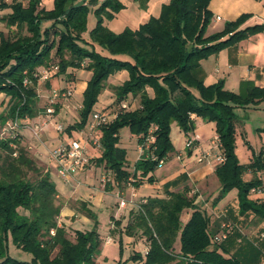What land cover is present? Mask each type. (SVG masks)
Masks as SVG:
<instances>
[{
    "label": "trees",
    "instance_id": "16d2710c",
    "mask_svg": "<svg viewBox=\"0 0 264 264\" xmlns=\"http://www.w3.org/2000/svg\"><path fill=\"white\" fill-rule=\"evenodd\" d=\"M137 1L141 8L148 2ZM209 2L170 0L161 6L157 17H150L137 29L125 28L114 33L103 22L123 8L119 0H53L51 9L40 6L39 0H28L27 4L0 0V8L10 9L1 19L15 30L11 35L0 32V94L8 98L7 111L1 117L3 122L39 114L38 80L34 76L39 68L56 65L57 71L49 78L64 75L68 79V68L83 67L91 76L82 92L78 119L64 127L65 133L71 135L85 127L109 75L125 70L127 79L113 87V92L117 107L124 102L126 108L119 107L116 118L96 130L100 155L91 160L104 173L109 172L113 180L105 183L104 189L109 190L114 183L123 189L129 178L134 186L143 181L153 182L150 173L158 167V160H166L174 150L171 124L176 122L187 135L194 129L191 118L194 114L214 123L224 158L214 169L220 184L214 203L236 189L239 214H252L264 220V199L249 196L251 188L262 186L261 180L243 179L245 172L262 168L260 156L241 164L235 154L236 108L263 101L264 86L251 85L244 92H234L224 88L223 80L205 85L200 74V60L264 32V24L241 28L248 17L242 14L226 22L220 31L206 34L212 17ZM89 11L95 16V24L84 37ZM44 21L49 24L41 30ZM24 79L29 80L28 85H24ZM129 96L138 97L137 107L129 109ZM59 108V104H53L54 112ZM124 126L135 135L139 145H144L149 133L155 137L135 162L132 172L125 169L126 151L118 144V132ZM21 138L20 133L12 130L6 137H0V264H95L102 240L94 213L85 209L86 215L94 220L90 230H68L58 223L62 201L55 184L49 172L29 156ZM147 154L154 158L146 157ZM184 209L192 212L182 223L180 215ZM217 230L195 204L194 195H188L187 188L166 192L164 197H147L130 211L124 226L126 235L140 232L148 243L145 253L131 256L139 264L258 263L264 252L263 244L250 243L243 256L229 250L228 241L233 235L213 242ZM9 244L30 253V260L13 258Z\"/></svg>",
    "mask_w": 264,
    "mask_h": 264
},
{
    "label": "crops",
    "instance_id": "0c3cea01",
    "mask_svg": "<svg viewBox=\"0 0 264 264\" xmlns=\"http://www.w3.org/2000/svg\"><path fill=\"white\" fill-rule=\"evenodd\" d=\"M119 1L123 4V8L113 18L105 19L103 22L114 33H119L125 28L137 29L150 17H157L161 6L170 0H148L145 8H141L137 0ZM44 4L46 9H51L53 7V0H44ZM208 8L211 11L212 17L206 29V34L220 31L226 22L234 20L242 14H248V17L240 26L241 28L254 24H264V0H210ZM200 66V74L205 85H211L219 80H223L224 88L234 92H244L251 85L264 86V32L250 35L237 44L223 48L218 53L200 60ZM66 73L70 75L68 79L64 75H59L51 79L49 78L50 81L46 83L48 87L45 91H48V93H52L50 87L54 82H56V88L53 90H60L69 86L73 89L70 97H63L60 108L53 118L50 115L47 116L50 122L41 127L39 133L40 140L42 146L47 148L49 152L63 140L62 134H59L55 130V119L70 120L72 118L70 124L77 120V116L71 115L70 111H68L69 105L67 103L74 100L78 103L75 106L76 109L80 108L82 92L91 76V72L83 67L68 68ZM127 76L128 73L125 70L110 74L106 80L104 89L98 95L93 110L115 108L117 105L114 103L115 95L113 87L120 85L127 79ZM39 82L37 85H39ZM36 91L39 97L42 96L40 89L37 90L36 88ZM147 92L152 95L150 88H147ZM2 96L5 97L3 94ZM5 100L6 103L4 105L7 104L8 98L5 97ZM127 100L129 109L139 105L138 97L129 96ZM261 102L249 107H258ZM191 118L194 124L197 122V126L194 125L193 131L199 133L200 140L195 142L192 148L187 149L184 147L185 133L179 127L178 130L175 129V133L171 130L170 139L174 150L161 166L150 173L154 179L153 182L143 181L138 186L129 184L123 189H119L114 183L106 191L101 181L104 171L92 162L93 158L100 155V150L90 145L87 146L88 152L93 156L90 164L82 171L75 173L68 180L63 179L58 174L54 162L50 160L53 168L49 171V174L55 184L58 198L62 201L60 214L57 218L59 224L68 230H90L94 226V220L86 215L85 209L91 210L97 219L100 214H103V219H106L104 223L97 224V231L102 242L100 251L95 258V263L107 262L108 264H115L116 262L126 261L127 263L130 261L131 264H134L135 262L132 261L131 256L134 253L143 254L147 250L148 243L140 232L132 236L124 233V226L127 224L129 213L134 207L131 204L119 206V195L121 194L123 197L129 198L131 192H135L136 197L134 201L138 202L142 198L164 197L166 192H175L187 188L188 195L196 196L195 204L198 208L204 211L200 208V206H203L208 211L207 215L210 218L211 227L219 229V225L223 220H229L234 224V229L229 234V236H233L228 241L231 252L244 256L250 243H257L259 245L261 243V245H264V238L260 240L257 237L259 236L258 233H264V220L255 218L252 214L246 216L240 215L237 202L230 203L227 201L222 207L219 206L220 200L216 203L214 201L213 203L208 202L207 196L213 197V195H217L219 192L220 184L214 173V169L217 165L215 156L220 154V150L213 144V137L215 135L214 123L207 122L204 124L194 114L191 115ZM39 119L41 122L45 118ZM238 122L237 119L236 128ZM173 123L171 124V129L174 128ZM204 129L208 131L204 133ZM85 132L84 127L80 131H73L71 135L83 136ZM19 133L23 134L22 131ZM178 141L180 144H178ZM21 142H28V139H21ZM37 143L40 145L39 142ZM118 144L126 151L125 169L132 172L135 162L144 155L140 149V145L136 137L130 138L127 142L119 139ZM29 147L32 148L31 145ZM196 154H204L205 160L197 162L195 158ZM258 179L261 180V185L264 187L263 176L258 177ZM232 190H235L237 200V191L236 189ZM251 198L258 199L255 197ZM191 212L192 210L187 211L185 209V212H182L184 213V217H182L181 213L180 219L182 223L188 220ZM114 221H118L120 224L116 225ZM107 239L110 240L107 241ZM119 241L121 243V252ZM175 247L178 250L179 243ZM262 256H264V252L257 264L262 263Z\"/></svg>",
    "mask_w": 264,
    "mask_h": 264
},
{
    "label": "rangeland",
    "instance_id": "374dc122",
    "mask_svg": "<svg viewBox=\"0 0 264 264\" xmlns=\"http://www.w3.org/2000/svg\"><path fill=\"white\" fill-rule=\"evenodd\" d=\"M20 1L23 2V4H27L28 2V0H20ZM78 1H82V0H78ZM98 1L100 2L101 0H98ZM8 2H10V0ZM8 12H10L9 8H4V9L0 8V32H2L5 35L7 34L11 35L15 32L14 28H8L4 20L1 19V17ZM48 24H49L48 21L42 22L40 25L41 30H43ZM94 24H95V16L92 11H89L87 15L86 32L83 33L84 37L88 36V31ZM46 83L47 81L45 82L40 81L39 85H37L36 87L37 90L40 89V93L42 92V96L40 97L38 96V103H37L38 107L40 108L39 114L34 118H26V119L18 120L19 121L18 126L13 129L6 128L7 126L5 124V121L3 122L1 118L3 115H5L7 111V104L4 105V103H6L5 97L2 96V94H0V137H6L9 134L10 130H12L15 133H19L22 131L23 134H21V137H22L21 139H24V140L26 138L28 139V142L22 143V145L26 147L29 156H31L36 161H38L39 167H41L42 169L44 168L45 171L49 172L53 168V164L50 161L51 159L49 157L50 155L49 150L42 146V142L40 140V135H39L41 129L38 130L37 135L34 134L33 131L31 130V128H33L36 124H40L39 118H46L48 116V114L46 113V108L50 106L53 107L54 103L61 105V102L63 100V97L59 96L57 98H54L53 103H51V100H52L51 93H48V91H45L46 88L48 87ZM54 88H56V82L52 83L50 87V91H53ZM67 104L69 105L68 106L69 110L68 109L67 110L70 111L71 115L74 114L75 116H77V119H78L79 108L76 109L75 107L78 105V103H76L74 100H71V102ZM55 113L56 112H53L50 114L51 118H53ZM236 114H237V119L239 121L238 126L236 128V137H235V154L237 156L238 161L241 164H247L255 160L257 156H260V159L263 163L262 168L258 170H252V171L245 172L243 174V179L250 180V179L258 178L260 176H263L264 178V172H263L264 171V101H262L258 105V107H248L246 109H236ZM200 120L204 124L207 123L202 118H200ZM8 121L10 120L8 119ZM71 121H72V118L70 120L61 119V118L55 119L56 124H62L64 127L68 126L71 123ZM173 125H174V128H173L174 130L171 129L170 127V133H171V130L173 133H175L174 131L179 129L176 122H174ZM194 125L197 126V122H195ZM207 131L208 130L204 129V133H206ZM192 132L199 134L198 132H195V131H192ZM118 136H119V139L125 142L130 140V138L135 137V135L132 134V132L127 126H124L119 129ZM36 141L39 142L40 145H38ZM178 144H180L179 141H178ZM29 145H31L32 148H30ZM199 156L203 157V160H205L204 154H200V155L196 154L195 158ZM235 193H236L235 190H232V191L230 190L227 194H225L223 198L219 199L220 200L219 206L222 207L227 201L230 203L232 202L238 203V200H236ZM249 196L255 197V195L252 193H250ZM194 197L196 198V196ZM216 197L217 195H213V197L207 196L206 198H208L209 203L210 202L213 203ZM198 201H200V199H198ZM200 208H202L205 211V213L208 214V211L205 210V207L200 206ZM186 210L191 211V209H186ZM183 211L185 212V209ZM182 217H184V213H182ZM105 221L106 219H103V214H100L98 216L97 223H104ZM70 235L73 238V234L70 233ZM257 237L260 239L259 236ZM178 243L179 242L177 239L175 245L178 246ZM8 250H9V254L13 258H16L18 260H30L31 258L30 253L17 249L12 244H9ZM175 250L178 251L176 247H175ZM261 261L262 263H264V256H262ZM95 264H108V263L107 262L105 263L97 262ZM109 264H113V263H109ZM126 264H131V262L128 261ZM134 264H139V263L135 262Z\"/></svg>",
    "mask_w": 264,
    "mask_h": 264
},
{
    "label": "built area",
    "instance_id": "2783aa9c",
    "mask_svg": "<svg viewBox=\"0 0 264 264\" xmlns=\"http://www.w3.org/2000/svg\"><path fill=\"white\" fill-rule=\"evenodd\" d=\"M5 2H8L9 0H4ZM44 0H39V5L44 6ZM56 65H51L49 67H42L39 68L34 76L37 78L38 81H45L49 79L50 75L57 71ZM24 85L29 84L28 79H24ZM73 92V89L71 86L67 87L62 93L59 92V90H53L51 93L52 100L51 103H53V99L57 98L59 95H62L64 97L71 96ZM120 108H126V104L123 102L118 107L107 110H92L89 116V119L85 125V134L83 136H72L65 133L64 126L62 124H55V130L62 134L63 140L56 145L51 151H50V159L54 162L58 174L65 180H68L70 177H72L75 173L82 171L85 169L89 164L91 159L93 158L92 154H90L87 150V146L90 145L93 148L99 149L100 141L98 136L96 135V130L99 126L103 124L110 123L113 121L117 114L118 109ZM54 112V109L52 106L46 108V113L50 115ZM18 120H10L7 121L6 128L13 129L18 126ZM50 122L48 120V117L45 119H42L40 124H36L31 130L34 134L37 135L38 130L41 129L43 125ZM155 140V137L153 134L149 133L144 145H140V149L143 152V150L147 149L150 144H152ZM200 140L199 134H196L194 132H189L186 135L184 147L189 149L193 147V144ZM213 144L215 147L219 148V140L215 133L213 137ZM146 157L154 158L153 155L147 154ZM216 164L221 163L224 158L221 154L215 156ZM203 160V157H196L197 162H201ZM165 159H159L158 160V167L161 166L164 163ZM101 181L103 184L105 183H113V180L111 178V175L109 172H105L102 177ZM133 181V179L129 178L127 185L131 184L130 182ZM250 193L255 195V198H258L260 200L264 199V187L262 186H256L251 188ZM136 197L135 192L130 193L129 198L123 197L121 194L119 195V206H126L128 204H131L134 208L139 207V203H144L146 201V198H142L138 202H135L134 199ZM225 212V211H224ZM234 229V224L230 222L229 220H223L220 225L219 229L215 234L212 236V241L215 243H219L223 240H225L230 232ZM51 234H53V230L50 231ZM260 239L264 238V233L259 234ZM110 239H107L109 241ZM146 252V251H145ZM144 252V253H145ZM264 264V263H261Z\"/></svg>",
    "mask_w": 264,
    "mask_h": 264
}]
</instances>
